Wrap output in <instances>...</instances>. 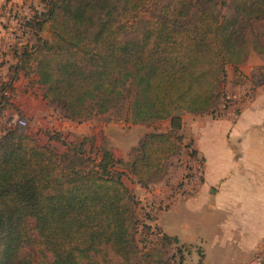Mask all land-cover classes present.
<instances>
[{"label":"trees","instance_id":"obj_1","mask_svg":"<svg viewBox=\"0 0 264 264\" xmlns=\"http://www.w3.org/2000/svg\"><path fill=\"white\" fill-rule=\"evenodd\" d=\"M40 1L43 9L23 24L31 37L17 47L16 64L0 82V118L23 71L38 77L43 99L66 120L110 115L133 126L169 121L170 129L147 133L127 162L106 148L91 156L87 138L73 145L53 134L50 140L67 146L59 154L18 128L5 130L0 264H35L36 254L39 264H138L150 257L142 254L138 227H152L139 220L126 171L147 189L182 147L197 157L181 134L183 116L220 117L229 94L227 68L233 66L239 84L251 52L264 55L254 31V23L264 21V0ZM177 253L145 261L184 264L185 253Z\"/></svg>","mask_w":264,"mask_h":264},{"label":"crops","instance_id":"obj_2","mask_svg":"<svg viewBox=\"0 0 264 264\" xmlns=\"http://www.w3.org/2000/svg\"><path fill=\"white\" fill-rule=\"evenodd\" d=\"M6 1L0 0V7ZM7 42V36L0 32V75L4 74L5 78L16 64L5 45ZM261 43L264 46L262 38ZM240 70L244 76L243 85L233 87L231 94L237 92L243 96L249 92V97L243 99L236 117L183 116L181 134L202 160L203 181L195 189L186 184L182 198L171 202L156 220L164 234L177 242L203 246L206 250L204 264H249L264 244V55L252 51ZM20 72L24 76L21 78L19 74V83L26 78L24 72ZM14 87L15 92L19 91L18 83ZM162 123L163 130L158 131H168L170 122H159L157 126ZM134 146L138 143L132 148ZM178 176L179 173L175 178L171 176L169 187L156 191L160 199L177 193L173 184L179 180ZM138 189L141 190L139 186ZM148 196L154 197L153 194ZM180 209L190 217V220L185 219L187 232H184L189 241L181 240L179 235L166 232L164 228ZM199 226L198 241L192 243V230Z\"/></svg>","mask_w":264,"mask_h":264},{"label":"rangeland","instance_id":"obj_3","mask_svg":"<svg viewBox=\"0 0 264 264\" xmlns=\"http://www.w3.org/2000/svg\"><path fill=\"white\" fill-rule=\"evenodd\" d=\"M7 1L0 7V32L5 34L9 39V42L5 45L7 48L9 47L8 51L15 60V53L19 51V46L28 41L31 37L30 34L27 33L25 35L23 33V24L26 19L34 15L35 11H41L44 6L40 0H10L8 3ZM254 31L256 35L260 33L264 41V21L261 20L255 23ZM227 74L228 80L226 87L229 94H231V90L234 89L233 87H241L243 85L244 76L239 77V84L237 85V80L235 81L233 77V66L227 68ZM4 76V74L0 75V82L4 81ZM22 76L24 75L22 74L20 77L22 78ZM17 77V82L15 81L16 83H13V88L15 89L14 85L18 83L19 91L14 92V94L11 91L7 93L8 97H10V104L5 110L4 115L0 118V134H3L5 130L18 128L15 121L25 119L27 125L20 129V131L33 137L38 144L42 146H51L52 149L59 154L66 153L67 146L61 142L50 140L53 134H59L62 137V141L66 144L73 145L79 144L87 138L88 143L85 147L87 150L86 152L93 157L99 158L102 155L100 151L101 148H106L112 150L118 159L128 161L132 146L137 145V143L139 144L140 139L145 133L153 132L154 129L163 130V123L160 124L159 127L157 123L133 126L124 121H116L114 120L115 118L110 115L96 116L82 122L66 120L58 110L49 106L46 100L42 99L43 88L36 83L37 80L34 79V75L25 78V80L20 83L19 75ZM171 161H173L171 162L172 166L167 173L162 176L157 183L150 185L147 189L141 188L132 175L126 173L124 177L125 184L136 195L139 201V220L152 227L149 232L147 230L143 231L140 224L138 227L137 239L142 242H147L146 246H144V242L140 244V247L142 248V254H148L150 257L152 256L151 259L163 258L164 260H169L173 255H178L177 252L181 248L186 256L184 264H204L203 259L205 258L204 254L206 250H204L203 246L187 245L174 241L163 242L162 238L158 235L160 232L162 236L164 232L162 228L159 227V223L156 222L157 216L162 214L161 212L166 211L171 206V202H174L177 198H182V191L186 188L185 185L188 177H190L193 169L196 167L194 164L195 161L202 162L199 156L191 157L190 150H188L186 146L182 147L179 155L172 158ZM121 169L123 170V167L119 170ZM177 173H179V180L173 184V190L177 193L170 194V197L167 196L164 199H160L156 191L158 189L164 190V188L169 187L171 176L175 178L177 177ZM187 185H189V183ZM138 186L141 190L138 189ZM147 194H153L154 197H147ZM147 217H150L151 220H147ZM170 219L171 223L164 225L166 232H174V234L180 236L181 240L185 241L184 232H187L185 228V219L190 220V217H186L185 212L180 209L179 212L172 215ZM155 227H158V229ZM192 232L193 235L190 238L193 239H191L190 242L195 243L198 241L200 226L195 229L193 228ZM207 248H209V245ZM33 252L36 254L35 250H33ZM150 257H139L136 262H138V264H147L148 261L145 260ZM39 259L40 256L36 254L35 264H39Z\"/></svg>","mask_w":264,"mask_h":264},{"label":"built area","instance_id":"obj_4","mask_svg":"<svg viewBox=\"0 0 264 264\" xmlns=\"http://www.w3.org/2000/svg\"><path fill=\"white\" fill-rule=\"evenodd\" d=\"M246 97H249V92L243 93V96H241L239 93L228 94L226 101L220 107V115L236 117L242 108L241 104L243 103V99ZM15 124L19 129H22L27 125V121L25 119H19L18 121H15ZM194 164L196 167L193 169L190 177H188L186 184L189 183V185L195 189L201 185L204 171L202 162L195 161ZM249 264H264V244L261 246Z\"/></svg>","mask_w":264,"mask_h":264}]
</instances>
